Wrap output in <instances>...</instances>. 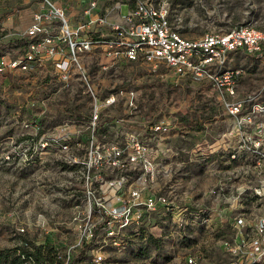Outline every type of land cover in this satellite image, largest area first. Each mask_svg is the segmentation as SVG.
I'll list each match as a JSON object with an SVG mask.
<instances>
[{
  "label": "rangeland",
  "instance_id": "rangeland-1",
  "mask_svg": "<svg viewBox=\"0 0 264 264\" xmlns=\"http://www.w3.org/2000/svg\"><path fill=\"white\" fill-rule=\"evenodd\" d=\"M49 1L0 0L1 53L26 49L36 14L55 36L61 17L81 35L105 33L98 19L116 20L121 0ZM167 1L170 21L188 38L264 29V0ZM127 9L122 3L120 14ZM77 58L66 77L51 58L0 73L2 264L23 247L52 252L53 264H228L235 219L264 214V47L226 55L224 68L239 70L236 114L207 81H175L162 64L113 62L99 47ZM120 177L125 190L163 194L172 209L147 211L114 244L94 204Z\"/></svg>",
  "mask_w": 264,
  "mask_h": 264
},
{
  "label": "built area",
  "instance_id": "built-area-1",
  "mask_svg": "<svg viewBox=\"0 0 264 264\" xmlns=\"http://www.w3.org/2000/svg\"><path fill=\"white\" fill-rule=\"evenodd\" d=\"M45 1L50 3L49 0ZM122 3L128 6L126 15L120 14ZM56 11L61 16L58 8ZM115 13L116 20L98 19L106 32L96 36L81 35L82 27L70 29L64 17H61V33L55 36L45 29L42 31V16L36 14L25 31L30 38L26 49L16 55L0 52V73L13 69L29 70L42 65L45 58H51L62 77H66L71 63L78 62L80 52L99 47L101 53L113 62L141 61L154 66L162 64L175 81L205 80L221 95L229 113L240 111V102L230 98L235 92L239 70L224 68L226 55L237 49H262L264 29L249 24L226 32H207L201 37L188 38L170 21L167 0H121L115 6ZM62 43H65L67 50L60 45ZM160 128L161 124L155 129ZM111 150L112 162L118 164L120 150L116 146ZM136 158L137 155L131 156V160ZM149 163L146 160L144 165ZM147 170H150L149 166ZM110 184L112 192H109L107 198L99 197L94 207L106 237L112 239L114 244L117 243L119 229L137 227L147 211L160 207L167 211L172 209L163 194L142 193L135 187L125 190L123 177ZM259 185L264 194V179ZM92 228L89 229V236L93 235ZM233 228L234 241L227 249L233 253L234 258L228 264H264V214L253 219L238 216ZM101 259L102 255L96 254L94 260ZM188 262H192L190 257Z\"/></svg>",
  "mask_w": 264,
  "mask_h": 264
},
{
  "label": "trees",
  "instance_id": "trees-1",
  "mask_svg": "<svg viewBox=\"0 0 264 264\" xmlns=\"http://www.w3.org/2000/svg\"><path fill=\"white\" fill-rule=\"evenodd\" d=\"M20 253L22 254V256H24L23 258L19 257L21 256V254L14 256L12 255L8 264H18V263L22 264V262H24L28 258H31V260H33V264H53L54 262H58V259L53 255L52 252H50L47 255H42L39 252L34 254L31 251H29L28 248L23 247L21 248ZM2 263L3 262H1L0 260V264ZM69 264H71V262Z\"/></svg>",
  "mask_w": 264,
  "mask_h": 264
}]
</instances>
